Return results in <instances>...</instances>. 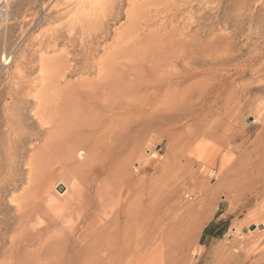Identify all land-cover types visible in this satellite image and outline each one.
Here are the masks:
<instances>
[{
    "label": "bare ground",
    "instance_id": "1",
    "mask_svg": "<svg viewBox=\"0 0 264 264\" xmlns=\"http://www.w3.org/2000/svg\"><path fill=\"white\" fill-rule=\"evenodd\" d=\"M42 1L36 3L41 5ZM137 1L47 0L46 4L44 3L38 8L33 7L34 3H31L33 5L30 6L33 8L28 9V13H23L21 22H19L22 29H19L22 31L20 32L21 38H23V41L21 40L22 46L18 50L15 48L16 53L11 55V47L7 43V45L4 44V46L10 48L3 51L4 53L2 52L0 65L5 64L7 71L12 68L13 71L5 73V82L0 80L3 82L0 83V100L4 97V104L1 101L3 112L0 110L3 118L2 120L0 118V121H2L0 123V173L3 172L1 173L3 178L9 176V183H12V188L8 190L5 188L6 192L0 191L3 193L2 201L12 206L14 213L12 212L13 214L10 215L7 209L0 208V264H123L126 258H134L136 264H159L162 260L163 257L159 252L161 245H158L156 241L149 244L148 250L145 247L148 237L153 236L157 231V226L154 224L149 225L150 229L146 233L131 230L129 226L132 223L128 210L127 182H125L126 158L124 156L127 144L126 129H128L126 128V116L131 113L134 120L132 116L130 118L134 123V121L144 122L145 118H151L161 113L162 119L158 118L161 114L155 117L165 121V123L173 121L175 115L173 112L176 111L173 109L176 106H174V103L181 104L179 102L185 100L183 97L189 91L186 81H190L188 77L191 74L193 75L191 73L193 72L192 66L197 67V65H193L194 61L198 62L205 54V45L202 47L204 38L199 37L202 34L196 36L199 31L201 33L205 32L203 31L205 21H203L202 14H196L194 15L196 17L193 16L194 21L187 22L189 20L188 13L186 22H191L195 29L192 28L194 31L191 30L190 41L185 38L187 41L171 42L165 44L166 46L169 45L166 47L160 39L161 42L156 41V43H161L162 46L160 45L161 47L157 48L153 44L144 41L141 19L144 18L142 8L145 6L142 7L143 4L140 6L141 3L138 4ZM153 1L158 2V6H162L165 1L168 2V0ZM125 2L129 3L126 11L123 10L124 7L122 6ZM190 2L191 0H171L170 4L162 6L164 7L162 12L166 13L168 10H172L178 3L181 4L183 10L184 7L188 9L187 5L190 6ZM202 2L204 3L201 0L200 4ZM147 3H144V5L147 6ZM238 3H240V7L239 4L237 7L239 8L238 12L236 6H232L239 13L238 16H235L238 23L241 24L243 21L250 20L249 23L254 24L253 28H255V25L259 26L255 29L260 31L264 42V12L261 10L262 7L259 8L262 17L258 18L253 16L254 12L249 6V0H241ZM263 3L261 4L263 5ZM200 4H198V7ZM206 5L207 3L204 6L207 7ZM153 6L156 7V5ZM154 8L149 12L153 13ZM144 9L146 11V7ZM163 9L161 8V10ZM216 9L218 10L217 5ZM178 10L181 9L178 8ZM254 11H257V8ZM161 14L159 12V15L156 16L162 17ZM224 14L226 13L224 12ZM150 15L148 16L151 17ZM174 15L176 14L174 13ZM229 15L227 16L229 17ZM120 16L125 18L126 24L120 29L119 33L115 34L116 32H114L113 35H116V37L114 36L112 46L105 47L103 43L108 38V25L118 20ZM212 16L214 15L212 14ZM217 19L219 18L217 17ZM157 21L159 23V18ZM163 21L165 22L164 18ZM173 21L175 22V20ZM179 22L177 23L179 24ZM118 23L116 24L118 25ZM230 23L232 25V21ZM166 25L164 26L167 27L168 25ZM44 26L46 27L43 28ZM242 27L244 26L242 25ZM33 28H36V30L34 31ZM221 28L219 29L220 32L222 31ZM243 29L245 30V27ZM180 30V33L185 31V29ZM184 35L183 37H186ZM225 38L227 37L222 39ZM205 39L208 40V37ZM237 39L241 41L239 38ZM242 39L245 40V37ZM223 41L219 40L220 43ZM219 44L215 45L218 46ZM208 45L206 43V46ZM217 46L213 48L216 50ZM225 46L227 47V45ZM232 47L230 46V48ZM159 48L161 51H158ZM247 48L252 49V47ZM220 51L222 54V50ZM100 53L101 57H99ZM128 53L132 55L131 59L134 60V63H127L133 65L131 69L126 68L125 64L121 63V60H124ZM229 54L232 55L231 51ZM215 56L217 57V55ZM215 56L214 59L216 60ZM226 58L223 62L231 61L230 57L227 61ZM148 59L150 61H147ZM178 62L181 63L182 69L181 71L178 70L179 73H176V67L180 64ZM209 62L208 64H210ZM258 63V65H261L260 62ZM208 64L204 63L206 66ZM144 65L149 68V71H146L149 75L146 77H143ZM211 65L213 64L209 66L211 67ZM164 68H166L164 73L162 75L161 72L158 74ZM173 68L176 70L174 71ZM256 70L260 71L261 69ZM200 71L198 72L200 73ZM209 72H207L208 76ZM129 76H132V78L129 79ZM73 78L74 81H71ZM203 81H206V79ZM197 83L202 85L204 82L197 81ZM210 86L213 87V85ZM37 87H39L38 93L32 95L33 107L29 108L26 105L28 96ZM178 92L185 95L180 98L175 97L179 94ZM130 93H134V98H130L132 103L127 102V95ZM186 103L188 104V102ZM184 108L186 107L184 106ZM178 116L177 114L176 117ZM130 118L128 117V119ZM156 118L154 119L156 120ZM144 126L146 127V125ZM149 132L156 134L157 130ZM162 133L164 134V132ZM246 143L247 140H243L242 144L245 145ZM18 164L23 167V174L20 179L15 174L17 170L15 167L17 168ZM260 166H264V158L260 159L253 170L257 171ZM250 172V170H244L243 173L250 180H256H252L253 182L249 183L250 185L246 184L248 182L245 180L240 183L244 184L246 182L245 184L251 186L252 191L257 193L264 186V177L260 175L257 176L258 178L251 179ZM17 173L19 175L20 172ZM17 183H19L18 187H16ZM7 186L9 187V185ZM241 186L243 192L244 187ZM2 193L0 192V194ZM152 201L148 197V203L153 204ZM135 223H139L138 227L141 228L139 219L133 224ZM158 228H160V225H158ZM6 230H9L7 231L9 232L8 237H5ZM162 243H164L162 246H165L168 241ZM143 249L146 250L143 251ZM133 263L131 260V264Z\"/></svg>",
    "mask_w": 264,
    "mask_h": 264
},
{
    "label": "rangeland",
    "instance_id": "2",
    "mask_svg": "<svg viewBox=\"0 0 264 264\" xmlns=\"http://www.w3.org/2000/svg\"><path fill=\"white\" fill-rule=\"evenodd\" d=\"M40 1L42 0H0V57L2 55V52L8 50V48L11 47V55H14V53H16L15 48L16 50H18L19 47L22 46L23 38H21L20 33L22 32V29L20 28L19 23L21 22V16L24 15L23 13L27 12L28 9H31L33 7L38 8L45 2L47 3V0H43L42 4L40 5ZM150 1H152L154 4L152 2L150 3ZM198 1L191 0L189 5L191 6V8L195 6L192 9L187 5L188 9L184 7L183 10L181 4L178 3L177 5H179V7H177L176 5V7H173L172 10H168L166 13L162 12L164 11V7L162 6L170 4L171 0H168V2L165 1L164 3H162V6H158L159 3H156L153 0L137 1L138 4L141 3L140 6L143 4L142 7H146V11H144L145 7L142 8V14L144 15V18L141 19L142 32L144 31L143 37L145 38L144 41L153 44V46H156L157 48L161 45V43H156V41H160V39L162 40V42H164V46H166L165 44H170L171 42L175 41H187V38L190 41V33L195 30L191 22L193 19L195 20L194 17L196 16L194 15L196 14L203 15V21H205V29L203 31H205L206 34L203 31V33L199 31V33L197 32L198 34H196V36L202 34V36L199 37L204 38V41L202 38L200 39H202L203 41L202 47L205 45V54L201 59L198 60V62L194 61L193 65H197V67L192 66L194 68H192L193 72H191L193 73V75L191 74L188 77L190 81L188 79V81H186V84L188 85L190 91H187L186 95L184 94L187 98L179 92L178 95H175V97L178 98L184 96L183 98L185 100L183 102H179L181 104H178L177 102V104L182 109L179 106L177 107V104L174 103V106L176 105L175 108H173L174 111H179L173 112V114H175L172 119L173 121H170L171 123H165V121H161V119L163 118L161 113H158L151 118H145L143 120L145 123L142 121H134L133 123L132 121L134 120V117L131 113H128V115L126 116V128L128 129H126L127 144L124 156L126 158L125 182H127L126 185L128 210L130 212V221L132 223L129 224V226L131 230H137L141 233H146L147 230L150 229L149 225L154 224L157 226V231L154 234L155 236L153 235L151 237H148V240L145 243V247L148 250L149 244H153L155 243V241L158 245H161L159 248V252L161 254V257L163 258L159 262V264H264V186L259 192L257 191V193L252 191L251 186H248L250 185L249 183H252L256 180L252 178H258L260 175L264 177V166H260L257 171L253 170V167L260 161V159L264 158V42L262 40L260 31L255 29L259 26L255 25V28H253L254 24H252V22L249 23L250 20H247L248 23L247 21H243V24L238 23V19L235 16L239 15V13H237L239 8L237 7L238 4L240 7V3L238 2H241V0H221L222 2L220 0H203L205 4L207 3V7L204 6L205 4L203 2V5L200 4L201 0ZM252 1L249 0V6L254 12L253 16L261 18L262 16L260 14L262 12L260 13V11L263 10L264 12V3L263 5L261 3L264 2V0ZM232 2L234 3L231 4ZM31 3H34V5ZM144 3H147L148 7L151 6L149 8L150 10L146 6V4L144 5ZM215 3L218 10L216 9ZM128 4V2H125L124 5H122L124 7V11H126V9L128 8ZM198 4H200L199 7ZM229 4L230 6H228ZM30 5H33V7H31ZM153 5H156V7ZM234 5L236 6L235 8L237 10L233 8ZM208 6L209 9H213L215 7L216 10L213 9L212 11L211 9L210 11H208ZM160 7L163 10H161ZM261 7L262 9L259 10V8ZM153 8L154 11H161H156V14L154 13V11L153 13H150L149 11H152ZM176 8H179L181 10L177 11ZM256 8L259 14L257 13V11H254ZM173 11L176 15L172 13ZM181 11H183V14L181 13ZM198 11H200V13H198ZM159 12L160 14L162 13V17L156 16L159 15ZM191 12L192 14H194L192 15ZM224 12L227 15H229L230 12L232 14L230 13L228 17L226 14H224ZM187 14L189 17L187 16ZM212 14L214 16H212ZM148 15H150L151 17H149ZM122 16H120L118 20L113 21L114 23H109L108 38L105 41L106 44L103 43L105 47H108V45L112 46L111 43L113 44V41L116 37V35H113L114 32H116L115 34L119 33L120 29L123 28L126 24L125 18ZM186 16L189 18V20L186 19ZM212 17H215L216 19H212ZM217 17L220 20L217 19ZM158 18L159 23L157 21ZM160 18L162 19V21ZM163 18L165 22L163 21ZM14 19H16L17 21ZM233 19L235 20V22ZM173 20H175V22ZM186 20H188L187 22L191 21V24L187 23ZM231 21L234 27L230 25ZM118 22H120L121 24ZM177 22H179V24ZM116 23H118V25ZM176 23L177 26L175 25ZM166 24L168 26H172L168 28ZM164 25H166L167 27H165ZM218 25H220L221 27L223 26L222 28L224 30L220 26L218 28ZM242 25L245 27V30L243 29L244 27H242ZM45 27L46 26H44L43 28ZM162 27L163 29L166 28L165 30L167 31L163 30ZM171 27L173 28V30ZM188 27L190 28L187 29ZM179 28L182 29L180 30ZM220 28L223 31H221L222 33L219 30ZM33 29L34 31L36 30V28ZM178 29L180 31H183V29H185V31H183L185 32V35L183 34V32L180 33ZM186 30L189 32H187ZM206 30L211 31H208V33ZM173 31L176 33L178 32L177 35ZM243 31H245V34L243 33ZM240 33L243 34L241 35ZM179 34L181 35L179 36ZM255 34H257L258 37ZM183 35L186 37H183ZM243 35H246L244 36L245 40L242 39L244 38ZM207 37L208 40L205 39ZM218 37L221 39H219ZM223 37H227L228 39H222ZM237 38H239V40L243 42L238 41ZM248 39L249 41H247ZM219 40H224L223 42L226 43H220ZM250 40L252 43L250 42ZM165 41L168 42L166 43ZM248 42H250L251 44ZM253 42L255 43V45L257 42L258 43L255 46ZM260 42L263 44V46H261L262 44ZM6 43L10 47L4 46V44L7 45ZM17 43L18 45H16ZM206 43L207 45L211 44V46H206ZM215 44H219L218 46L220 47ZM224 44L227 45V47ZM221 45H223L224 47L222 46L221 48ZM168 46L169 45H167L166 47ZM214 46H217L216 50L213 48ZM230 46L233 47L230 48ZM247 47H252V49H249ZM255 49L257 50L255 51ZM220 50H222V54ZM229 50L231 51L232 55L229 54ZM158 51H161V49L159 48ZM210 51L213 52H211L212 55ZM219 51L220 53H218ZM223 51L225 54L223 53ZM215 55H217V57ZM101 56L102 55L100 53L99 57ZM214 56L216 60L214 59ZM231 56L234 57L232 58ZM229 57L231 58V61L228 60ZM131 58L132 55L128 53L126 55V58H124V60H121V63H124L126 68L129 67V69H131L133 68V65L127 64L134 63V60ZM222 58L223 60H225L226 58V61H228H224V63ZM147 61H150V59H148ZM208 62L213 65H211L210 67V64H208ZM258 62H260L261 65H258ZM198 63H200V67ZM204 63L208 65H204ZM219 64L221 65V67ZM203 65L205 66V68L203 67ZM222 65L224 66L222 67ZM0 66V80H3V82H5V73L10 71L12 72L13 68L7 71V69H5V64H2ZM180 66L181 63L178 65V67H176L177 70L174 68L173 70H176L175 72L179 73L182 69V66ZM211 68L214 69L212 70ZM165 69L166 68L160 70L158 74L161 72L162 75ZM203 69L204 71L202 72ZM205 69L208 71H206ZM255 69L261 70L255 71ZM167 70H169V68H167ZM143 71V77L149 75V73H146V71H149L148 66L144 65ZM198 71H200V73L204 76H202ZM207 72H209V76ZM205 75L207 76V78H205ZM131 78L132 76H129V79ZM205 79L206 81H203ZM71 81H74V78ZM197 81L204 83L201 85V83H197ZM1 82L2 81H0V83ZM210 85H213V87ZM245 86L249 88H246ZM38 91L39 87H37L36 90L30 92V96H28L27 100L28 102L26 101L27 107H33L32 95L38 93ZM130 94L127 95V102L129 103L134 98V93ZM189 97L191 100L189 99ZM3 99L4 97L0 100L1 111L3 110ZM1 101L3 102L2 105ZM185 101L188 102L189 105ZM184 106L186 108H184ZM2 112H0L1 120L3 119ZM177 114L180 116V118H178L179 116L176 117ZM131 116L133 120L130 118ZM155 116H158V118L160 117L161 119H157ZM128 117L130 119H128ZM254 117L257 119H255ZM154 118H156V120ZM127 121H129V123H127ZM1 122L2 121H0V123ZM169 123L172 125L170 126ZM143 124L146 125L147 128ZM141 125L143 126L141 127ZM134 126L137 128H135ZM142 129L144 130V133L142 132ZM163 129L169 130L166 131ZM151 130H157L156 134H153V132H149ZM127 132H129L130 134ZM162 132H164V134ZM136 133L139 134L136 135ZM243 140H247V143L245 145L242 144ZM17 166L18 167H15V169L20 170H16L15 174L17 175V177L19 176L18 178L20 179L23 174V167L20 164H18ZM244 170H250L252 172H250V177L253 181L250 180L249 177L244 175ZM17 172H20L21 174L19 173L18 175ZM1 173L0 190L6 192L5 188H7V190L11 189L12 183H9V176H5L3 178V174ZM254 173L256 174V176ZM4 179H6L7 181H4ZM243 180L248 182L246 183L244 181L248 185H246L245 183H240L243 182ZM238 184L243 185V192L241 188L242 186ZM7 185H9V187ZM18 185L19 183L16 184V187H18ZM245 186H247V189L245 188ZM248 187L251 190H249ZM2 191L0 192L2 193ZM1 197H3V193L0 194V201H2ZM148 197L153 200V204L148 203ZM0 208L7 209V212H9L8 214L10 215L14 213L12 206H10L8 203H5L4 201L0 202ZM135 219H139L141 228L138 227L139 223L133 224L136 221ZM158 225H160V228H158ZM252 226H254V229H251ZM260 226H262V228H260ZM7 231L9 230L5 231V237L9 236V232ZM164 241H168V243L165 244V246H162L164 244L162 242ZM179 243L180 245L178 246ZM145 250L146 249H143V251ZM150 251L152 252V250ZM131 260L132 263L135 261L134 258H126L123 264H131ZM136 263L137 262H134L133 264Z\"/></svg>",
    "mask_w": 264,
    "mask_h": 264
},
{
    "label": "water",
    "instance_id": "3",
    "mask_svg": "<svg viewBox=\"0 0 264 264\" xmlns=\"http://www.w3.org/2000/svg\"><path fill=\"white\" fill-rule=\"evenodd\" d=\"M260 228H262V227L260 226ZM251 229H254V226H252Z\"/></svg>",
    "mask_w": 264,
    "mask_h": 264
}]
</instances>
